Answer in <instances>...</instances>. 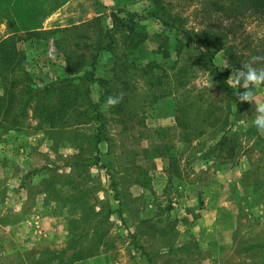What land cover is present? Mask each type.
I'll return each mask as SVG.
<instances>
[{"label":"rangeland","instance_id":"374dc122","mask_svg":"<svg viewBox=\"0 0 264 264\" xmlns=\"http://www.w3.org/2000/svg\"><path fill=\"white\" fill-rule=\"evenodd\" d=\"M23 1L25 10L21 14L0 6V40L4 32L71 30L33 38V46L24 42L20 49L27 64L23 70L6 72L5 79L0 78L1 97L13 83L19 90L30 83L41 86L71 76L76 67H69L67 57L82 65L78 67L79 74L88 70L90 47L100 39L101 31L111 28L109 14L112 11L124 8L126 12L141 15L152 11L150 0H114L112 4H106L105 0ZM214 3L223 5L227 11L217 12ZM163 4L175 26L193 33L221 32L224 45L232 46L236 54L243 55L242 66L264 65L263 17L235 9L220 0H165ZM120 17L125 15L120 14ZM139 28L140 33L150 38L164 35L161 37L167 39L172 55L167 62L170 67L172 61H176L173 32H163L159 21L151 18L141 21ZM145 42L143 54L147 62L155 58L151 52L157 43L150 42L146 46ZM195 53L184 50L176 65V71H185L184 78L190 82L180 93L181 98L187 99V103L199 102V109H188L192 120L187 136L175 126L174 101L159 99L150 105L152 92L147 80L135 72L126 78L127 88L124 80L114 83L116 96L122 97L116 106L120 110L105 114L108 121L105 136L109 141L100 145L97 165H89L94 156L88 148L94 133L92 123L69 125L64 132L50 130L40 125L29 110L22 126L14 130L0 126V145L29 155L30 163L25 164L29 170L18 166L12 172L21 171L22 175L26 170L44 169L25 181L27 212L35 205L41 206L43 209L40 207L42 210H37L38 213L54 214L64 230L66 226L75 237L83 228L75 221L85 223L88 231L90 223L102 222L96 244L94 236L89 234L80 240L77 248L97 249L98 255L78 264H147L138 247L143 248L151 264H264V131L254 126L257 108L264 105V90L257 88L252 101H241L239 95L249 86L237 72L240 84L236 85L235 76H231L228 84L234 91H221L219 83L213 82L202 66L194 64ZM221 59L222 52L216 55L215 63L221 65ZM98 61L97 75L110 78L112 74L108 70L114 57L105 54ZM89 87L79 85L83 93ZM209 105L206 118L202 111ZM223 134L225 144L211 152ZM160 144L174 147L170 152L179 157L174 174L170 173L169 163L167 167L165 158L156 151ZM204 156L209 160L201 158ZM77 160H82L80 163H86L85 166L78 169L65 166ZM55 167L59 169L53 174L45 170ZM106 167L117 184L119 201L124 205V223L114 212L118 204L106 177ZM217 204L228 210L226 214H230L233 221L224 231L200 236L203 238L200 244L198 230L195 225L191 228V224L199 223L205 217L203 210L211 213L207 208ZM168 205L171 210H167ZM141 215L146 221L141 220ZM220 220L225 227L227 220ZM209 226L219 225L212 222ZM98 237L100 243H97ZM54 246L52 249L57 250ZM43 249L45 244L39 241L28 253H42ZM44 256L43 253L38 258ZM10 262L17 264L16 260ZM24 263L32 264V260L26 259Z\"/></svg>","mask_w":264,"mask_h":264},{"label":"trees","instance_id":"16d2710c","mask_svg":"<svg viewBox=\"0 0 264 264\" xmlns=\"http://www.w3.org/2000/svg\"><path fill=\"white\" fill-rule=\"evenodd\" d=\"M164 1L165 0H150V8L152 11L145 15L126 12L124 8L112 11L109 14L111 28L101 31L100 39L90 47V51H92L90 55V64L88 70H85L81 74H79L80 71L78 67L82 65L73 63L72 57H67L66 60L69 67H76L72 75L69 74L71 75L69 77L66 76L57 81L44 83L41 86L30 83L19 90L16 89L17 86L13 83L10 89H6L7 92L5 91L6 93L3 97H0V126H4L7 130H14L22 126V122L26 119L29 110L32 111L33 118L37 119L40 125L48 126L50 130L53 129L64 132L63 130L69 125L92 123L94 124V133L91 136V142L88 148L94 153V156L91 154L93 163L91 162L89 165H97L101 154L100 145L109 141L105 136V128L108 123L105 114L106 112L110 114L112 110L117 109V105L111 108L106 107V98L108 96H116L117 90L114 87V83H119L124 80L123 84L125 88H127L128 83L125 80L129 76H133L132 74L135 72L138 73L140 77L147 80L148 89L152 92V99L149 101L150 105L156 103L159 99H172L174 101L175 105L172 116L175 126L181 134H185V136L189 135L186 130H189L191 124L190 120L192 119L189 116L188 109L189 107H197V109H199V102L187 103V99L181 98L180 93L182 90L186 89L190 83L184 78L185 71H176V65L179 62L177 59H181L184 50L196 52L194 64L202 66L211 77L212 81L219 83L218 88L223 92H233L234 89L228 84L229 77L239 76L237 72H240L244 80V73L247 71V68L242 66L243 61L241 58H244L243 55L236 54L237 52L232 46L224 45L223 33L211 30L193 33L192 31H187L184 27L175 26L174 23H172L174 22L173 17H168L166 13V6L163 4ZM220 1H226V3L232 5L235 9L245 10L252 15L255 14V16L264 18V0ZM4 2L6 3L1 4ZM4 2H0V6L2 8L9 7L15 13L21 14V12L25 10L23 0H14L13 2L5 0ZM10 2L12 4H10ZM214 7L218 8L216 11L220 13L227 11V8L225 9L223 5H218L217 3H214ZM120 14L125 15V17H120ZM17 18L18 16H16V21ZM149 18L159 21L162 25L163 32L172 31V36L176 37L174 46L176 61H172L170 67L167 65V62L171 59L172 55L168 49L167 39L161 37L164 35L151 36L150 38L145 33L139 32L140 22ZM68 30L71 29H62L58 31L29 30L22 32L20 36H10L1 40L0 78L2 80L5 79L6 72L12 73L23 70L27 64V58L23 51L18 48V44L20 45L24 42H28L33 46V38L40 39L43 36L57 35L59 32H67ZM155 38L157 40H155ZM144 40H146V46H148L147 44L150 42L157 43L151 52L155 55V58H150L147 62H144L146 60L143 54V52H145ZM141 41L142 43H140ZM119 52L121 53L119 54ZM220 52H222V64L217 65L215 63V58ZM262 52V56L264 57V51ZM105 54L114 57V63L110 70H108V73L111 71L112 74L110 78L97 75V71L100 69L98 60ZM158 58H160L161 61H158ZM139 61L141 65H139ZM158 70L160 71L158 72ZM83 84H87L88 87L90 86L86 93H83V90L79 88V85L82 86ZM248 86L249 88L252 87L250 84H248ZM91 87H93V91H91ZM70 88L73 89L69 91ZM259 88L264 90V82H261V87ZM93 93L94 96H92ZM186 93L189 92L186 91ZM209 107L210 105L205 111H202V114H205L206 118L209 116V113H207ZM71 108H73V110ZM197 115H199V111ZM1 123L3 125H1ZM225 142L226 137L223 134L210 151L214 152L218 150ZM173 148L174 147L162 144L156 147L158 154L162 158L168 160L171 174L176 172L174 168L179 163L178 155L174 152H170ZM201 158L206 161L209 160L206 156ZM81 161L77 160L73 165L69 163L65 166L69 168L74 166L77 169L82 168L86 163L82 165L80 163ZM57 169L59 168L55 167L45 170L53 174ZM41 170L44 169H36L31 173L35 174ZM105 172L111 190L113 191V198L117 200L118 204L115 213L121 223H124L122 216V208H124V205L119 201V193L116 190L117 184L107 167L105 168ZM171 209L172 208L168 205L167 210ZM75 224L83 226L82 233H80L79 236L77 235V237L71 236L72 239L69 248L58 254H53L51 257L39 260L37 264H49L51 262H57V264H72L98 255L97 249L93 250L88 247L81 249L77 248L80 240L86 238L89 234L94 236V244H96L95 239L97 236H100L98 235V229L102 225V222L97 224L90 223L89 231L86 229L85 223L75 221ZM70 234L73 235L74 233L70 231ZM100 241L101 238L98 237L97 243H100ZM138 248L142 256L147 259V264H151L143 248Z\"/></svg>","mask_w":264,"mask_h":264},{"label":"crops","instance_id":"0c3cea01","mask_svg":"<svg viewBox=\"0 0 264 264\" xmlns=\"http://www.w3.org/2000/svg\"><path fill=\"white\" fill-rule=\"evenodd\" d=\"M4 1L5 0H0V2ZM8 1L12 2V0ZM6 2L1 4H5ZM11 2L10 4H12ZM105 2L106 4L115 3L114 0H105ZM12 18L15 20L14 16H12ZM21 34L22 31L4 32V36L1 40L10 36H20ZM21 46L22 44H18V48H21ZM4 146L0 145V264H14L13 262L11 263L10 260H16L17 264H27L24 263L26 259L32 260V264H37L39 260L67 250L72 237L70 232L66 230V226V231L64 230L57 216L44 212L38 213L37 210L43 209L41 206L35 205V208H31V210L27 212L24 186L25 181H30L33 177L31 171H27L30 167H26L25 165L27 162L30 163L28 159L29 155L28 153L24 155L23 151L15 152L10 149H5L11 147ZM164 162H167L168 167V160L165 159ZM18 166L21 168L23 166V168L27 169L22 174H25V176L22 177L21 171L17 173L11 171ZM222 208L221 205L217 204L215 207L210 206L207 208V211L211 213L206 214V211L203 210V216L205 217L204 219H200L197 224L194 223L193 220H190L191 223L193 222L191 228L195 225L198 230V237L211 235L216 230L224 231V229L229 228V223L233 221V218L230 214H226L228 210ZM115 215L117 217L116 213ZM141 218L142 221H146L143 219V215H141ZM222 218L227 220L225 222V227L221 226V223L224 222H221L220 219ZM178 222L182 223L181 220ZM212 222H217L219 226L210 228L209 225ZM201 237L197 238V242H200V244L203 241ZM39 241L45 244V249L42 250V253H28L32 250V247H37ZM52 245H55L54 247H56L55 249L57 250H53ZM43 253L45 256L38 258ZM95 257L83 259L72 264H78ZM54 263L57 264V262H51L49 264Z\"/></svg>","mask_w":264,"mask_h":264},{"label":"clouds","instance_id":"9594fccd","mask_svg":"<svg viewBox=\"0 0 264 264\" xmlns=\"http://www.w3.org/2000/svg\"><path fill=\"white\" fill-rule=\"evenodd\" d=\"M247 71L244 73V83L252 85L247 91L239 95L241 101H252L254 90L261 87V82H264V65L259 67H252L251 65H246ZM236 85L240 84L239 76H235ZM122 97L119 96H108L105 101L106 107H114L118 105ZM254 126L258 131H264V105L257 108V115L254 119Z\"/></svg>","mask_w":264,"mask_h":264}]
</instances>
